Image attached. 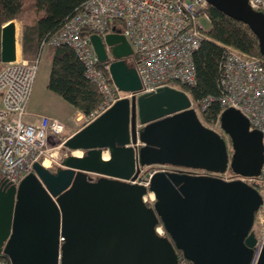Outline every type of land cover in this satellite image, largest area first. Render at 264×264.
Segmentation results:
<instances>
[{
  "label": "water",
  "instance_id": "water-1",
  "mask_svg": "<svg viewBox=\"0 0 264 264\" xmlns=\"http://www.w3.org/2000/svg\"><path fill=\"white\" fill-rule=\"evenodd\" d=\"M204 1L246 25L264 57L262 13L248 0ZM90 42L98 61L110 62L114 87L133 96L70 136L63 144L70 155L55 171L35 163L19 185L0 182V255L10 264H176L180 252L191 264H250L261 196L218 175L259 177L261 132L250 131L232 108L220 114L223 135L204 127L190 97L175 88L136 97L141 82L127 63L133 51L124 36L113 28ZM16 52L10 22L1 29V63H13ZM152 166L176 170L152 176L148 191L155 202L148 207L142 202L147 189L131 182ZM158 225L164 237L156 235ZM257 264H264V245Z\"/></svg>",
  "mask_w": 264,
  "mask_h": 264
},
{
  "label": "built area",
  "instance_id": "built-area-1",
  "mask_svg": "<svg viewBox=\"0 0 264 264\" xmlns=\"http://www.w3.org/2000/svg\"><path fill=\"white\" fill-rule=\"evenodd\" d=\"M248 5L264 16V0H248ZM207 8L204 0H88L77 14L65 21L58 32L41 42L40 54L35 61L29 63L19 58L16 52L15 61L5 64L0 71V175L4 180L17 186L33 173L35 163L42 167L46 160L57 164L53 160L56 148L52 142H58L61 147L67 140H61L66 130L63 122L47 116L30 115L26 111L45 49L72 50L84 67L86 80L102 96L103 103L99 109L85 118L86 126L117 101L133 96L121 93L114 87L108 72L110 62L98 61L91 46V36L103 39L113 28L124 36L133 51L132 57L135 56L137 60L135 70L141 82V91L135 94L136 97L154 93L163 87L175 88L177 84L194 87L193 55L206 38L207 31L202 21L209 22ZM115 21L121 23V29L112 27ZM225 50L220 65L221 95L218 98H205L195 104L191 101V108L199 120L201 113L215 102L221 109L220 114L228 108L239 111L248 120L250 131L261 132L264 147V64L258 58L245 56L233 48L226 47ZM220 114L213 127L221 135ZM27 117L36 120L28 123L25 121ZM79 153L80 156L71 155L81 158L82 152ZM175 170L169 166L140 169L138 178L131 184L147 189L142 197L143 204L152 207L155 202L154 194L148 191L152 176ZM195 172L198 176L205 174ZM218 178L225 182H244L261 196L262 203L252 229L256 244L250 264H257L264 245V161L257 178L239 177L230 171L218 175ZM155 233L159 237L165 236L162 225L155 227ZM0 264L10 263L0 255ZM176 264L191 263L178 257Z\"/></svg>",
  "mask_w": 264,
  "mask_h": 264
},
{
  "label": "trees",
  "instance_id": "trees-1",
  "mask_svg": "<svg viewBox=\"0 0 264 264\" xmlns=\"http://www.w3.org/2000/svg\"><path fill=\"white\" fill-rule=\"evenodd\" d=\"M88 0H0V35L4 25L17 21L21 26L20 53L23 60L32 63L40 54V44L49 35L58 32L66 20L81 10ZM209 30L193 55L196 85L188 87L174 85L185 92L195 104L208 97L218 98L222 90L219 85L220 65L225 48L230 47L239 53L255 57L264 64L260 55L257 37L244 24L235 21L208 6ZM112 27L121 29L120 22ZM51 58L47 89L71 105L83 117L88 118L103 103L97 88L86 80L84 67L74 52L68 48H49ZM135 56L127 63L135 68ZM5 67L0 59V71ZM218 103H212L200 115L201 123L210 129L216 125L220 114ZM65 135V134H64ZM64 139H67L66 137ZM73 135V134H72ZM178 257H182L177 252ZM8 262L6 256L1 255Z\"/></svg>",
  "mask_w": 264,
  "mask_h": 264
},
{
  "label": "rangeland",
  "instance_id": "rangeland-1",
  "mask_svg": "<svg viewBox=\"0 0 264 264\" xmlns=\"http://www.w3.org/2000/svg\"><path fill=\"white\" fill-rule=\"evenodd\" d=\"M15 23L17 25V54L19 58H22L20 53L21 27L19 22L15 21ZM202 24L204 29L208 31L210 28L209 22L202 21ZM50 64L51 58L48 55L47 49H45L41 55L36 79L26 111L31 115L47 116L63 122L66 126L64 137L68 139L70 136H72V134H75L77 131H79V129L84 127L85 120L81 119L79 121L78 111L77 115L76 110L71 105L64 102L59 96L48 91L47 83L50 72ZM35 120L36 119L34 117H27L25 119V121L28 123H34ZM210 129H213L219 133V131L214 127H211ZM221 135H223V133ZM61 140H64V138H61ZM225 140L230 148L227 137H225ZM52 144L53 147L56 148V155L53 160H56L57 164L51 162L49 163L50 166L47 169L53 172L56 168L60 167L62 160L69 155V151L64 150L63 146H58V142H52Z\"/></svg>",
  "mask_w": 264,
  "mask_h": 264
},
{
  "label": "bare ground",
  "instance_id": "bare-ground-1",
  "mask_svg": "<svg viewBox=\"0 0 264 264\" xmlns=\"http://www.w3.org/2000/svg\"><path fill=\"white\" fill-rule=\"evenodd\" d=\"M74 155H75V156H80V153H79V152H78V153L75 152ZM103 157H104L105 160H107V159H108V154H104ZM49 166H50V165H49V161L46 160L45 162H43V167H44V168L47 169Z\"/></svg>",
  "mask_w": 264,
  "mask_h": 264
},
{
  "label": "flooded vegetation",
  "instance_id": "flooded-vegetation-1",
  "mask_svg": "<svg viewBox=\"0 0 264 264\" xmlns=\"http://www.w3.org/2000/svg\"><path fill=\"white\" fill-rule=\"evenodd\" d=\"M69 155H70V152H69ZM51 172H52V171H51ZM189 173H190L191 175H198L197 172L189 171ZM204 175H206V174H204ZM4 181H5L4 178L0 175V182H4Z\"/></svg>",
  "mask_w": 264,
  "mask_h": 264
},
{
  "label": "crops",
  "instance_id": "crops-1",
  "mask_svg": "<svg viewBox=\"0 0 264 264\" xmlns=\"http://www.w3.org/2000/svg\"><path fill=\"white\" fill-rule=\"evenodd\" d=\"M14 24H15V26H16V31H17V25H16V23H15V21H14ZM20 24V23H19ZM21 27V26H20ZM76 114H77V111H76ZM79 114V121L81 120V119H83V120H85V117H83L80 113H78ZM77 114V115H78ZM31 115V114H30ZM35 116V115H34ZM30 118H33V117H30ZM85 126V125H84ZM80 130V129H79Z\"/></svg>",
  "mask_w": 264,
  "mask_h": 264
}]
</instances>
